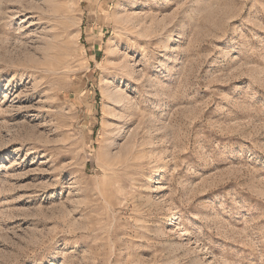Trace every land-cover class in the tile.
Instances as JSON below:
<instances>
[{"label": "rangeland", "instance_id": "obj_1", "mask_svg": "<svg viewBox=\"0 0 264 264\" xmlns=\"http://www.w3.org/2000/svg\"><path fill=\"white\" fill-rule=\"evenodd\" d=\"M0 264H264V0H0Z\"/></svg>", "mask_w": 264, "mask_h": 264}]
</instances>
